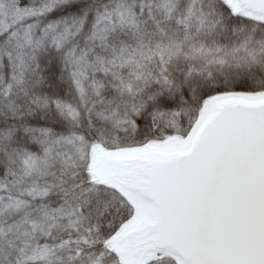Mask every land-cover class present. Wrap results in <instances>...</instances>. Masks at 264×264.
Masks as SVG:
<instances>
[{
  "label": "snow or ice",
  "instance_id": "obj_1",
  "mask_svg": "<svg viewBox=\"0 0 264 264\" xmlns=\"http://www.w3.org/2000/svg\"><path fill=\"white\" fill-rule=\"evenodd\" d=\"M0 264H264V0H0Z\"/></svg>",
  "mask_w": 264,
  "mask_h": 264
}]
</instances>
